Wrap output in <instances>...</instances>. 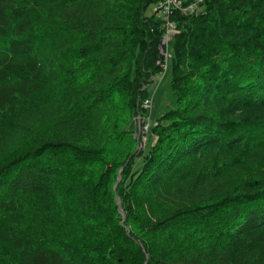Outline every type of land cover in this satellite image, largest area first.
<instances>
[{"label":"trees","instance_id":"16d2710c","mask_svg":"<svg viewBox=\"0 0 264 264\" xmlns=\"http://www.w3.org/2000/svg\"><path fill=\"white\" fill-rule=\"evenodd\" d=\"M159 1L0 0V264H264V0L172 11L137 152Z\"/></svg>","mask_w":264,"mask_h":264},{"label":"rangeland","instance_id":"374dc122","mask_svg":"<svg viewBox=\"0 0 264 264\" xmlns=\"http://www.w3.org/2000/svg\"><path fill=\"white\" fill-rule=\"evenodd\" d=\"M169 78L170 76L167 65L166 71L164 73L161 72L159 74L153 75L144 88V91H147L146 96L138 103L137 110L133 115L130 126L133 132V138L135 140V151L137 152H145L151 145V142L154 138L149 131L150 129H144V125L146 124L144 121H147L148 119V125L151 128L153 125H155L157 119L160 118V116H162L170 108H174L176 106L175 97L169 88ZM145 99L149 100L148 107H144L143 101ZM142 117H144V119ZM140 162L141 161L139 160V164ZM118 181L119 175L116 176V182L112 187L113 191H115Z\"/></svg>","mask_w":264,"mask_h":264},{"label":"built area","instance_id":"2783aa9c","mask_svg":"<svg viewBox=\"0 0 264 264\" xmlns=\"http://www.w3.org/2000/svg\"><path fill=\"white\" fill-rule=\"evenodd\" d=\"M202 0H160L156 9L160 12L162 19L165 21V30L162 36L160 44V54L163 56V61L160 66L162 67V73L166 71L168 61L167 43L169 38L176 33L175 24L172 23L169 18L173 10H179L181 13H195L200 10L199 2ZM152 78V77H151ZM144 107H148L149 100L143 101ZM144 119V117H142ZM144 129L148 130V119L144 121ZM145 140V139H144Z\"/></svg>","mask_w":264,"mask_h":264},{"label":"bare ground","instance_id":"6f19581e","mask_svg":"<svg viewBox=\"0 0 264 264\" xmlns=\"http://www.w3.org/2000/svg\"><path fill=\"white\" fill-rule=\"evenodd\" d=\"M148 127H149V125H148ZM148 130H149V128H148Z\"/></svg>","mask_w":264,"mask_h":264}]
</instances>
